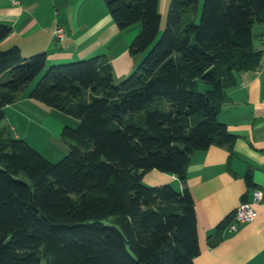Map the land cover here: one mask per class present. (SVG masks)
<instances>
[{"label": "trees", "instance_id": "trees-1", "mask_svg": "<svg viewBox=\"0 0 264 264\" xmlns=\"http://www.w3.org/2000/svg\"><path fill=\"white\" fill-rule=\"evenodd\" d=\"M105 3L119 28L140 23L129 51L141 60L124 79L105 54L47 64L45 52L0 48V122L39 73L28 97L79 119L63 126L56 161L0 129V264H195L200 253L189 188L142 177L157 169L184 183L193 150L230 148L219 112L261 59L252 26L264 0H170L163 23L159 0ZM10 30L0 21V40Z\"/></svg>", "mask_w": 264, "mask_h": 264}, {"label": "crops", "instance_id": "crops-1", "mask_svg": "<svg viewBox=\"0 0 264 264\" xmlns=\"http://www.w3.org/2000/svg\"><path fill=\"white\" fill-rule=\"evenodd\" d=\"M169 2L159 0L162 23ZM0 21L11 26L0 40V48L16 44L26 57L45 52L47 64L105 54L114 78L120 80L141 60L139 54L129 51L140 23L119 28L105 0H0ZM58 25L64 30L61 38L54 34ZM252 31L261 59L255 68L236 75V83L226 88L227 99L219 112V119L235 135L230 148L212 144L193 150L184 183L157 169L142 177L147 185L170 183L177 190L183 185L189 188L200 247L195 264H264V22H255ZM32 85L4 107L0 129H10L13 136L24 138L50 160H59L68 150L61 138L62 128L78 125L79 119L29 98ZM246 172L254 187L246 183ZM255 187L262 190L255 218L235 230L222 226L218 232V225L241 201L252 199Z\"/></svg>", "mask_w": 264, "mask_h": 264}, {"label": "built area", "instance_id": "built-area-1", "mask_svg": "<svg viewBox=\"0 0 264 264\" xmlns=\"http://www.w3.org/2000/svg\"><path fill=\"white\" fill-rule=\"evenodd\" d=\"M16 1V0H14ZM56 37L61 38L64 34L63 27L58 25L54 29ZM262 198V190L258 187L253 188L252 199L241 201L231 214V219L227 224L231 230H235L240 223L250 221L255 218L257 211L255 204Z\"/></svg>", "mask_w": 264, "mask_h": 264}, {"label": "rangeland", "instance_id": "rangeland-1", "mask_svg": "<svg viewBox=\"0 0 264 264\" xmlns=\"http://www.w3.org/2000/svg\"><path fill=\"white\" fill-rule=\"evenodd\" d=\"M200 1H202V0H200ZM163 17H164V20H165V18H166V12H165V14H164ZM164 20H163V21H164ZM254 23H255V22H254ZM256 23H258V22L256 21ZM163 29H164V27H162V28L160 29V33L162 32ZM253 33H254V32H253ZM40 75H41V73H39V74L34 78V80H33L32 82H34L35 80H37V78H38ZM121 79H124V77L121 78ZM121 79H120V80H121ZM115 81L117 82V81H119V80H118V79H117V80L115 79ZM32 82H31L30 84H32ZM30 84H29V85H30ZM34 131H35V130H34ZM33 143L35 144V142H33ZM33 143H32V144H33ZM34 144H33V145H34ZM19 177L22 178V179H25V177L23 176V174H20ZM150 186H152V185H150ZM43 263H44V261L42 260V264H43Z\"/></svg>", "mask_w": 264, "mask_h": 264}]
</instances>
